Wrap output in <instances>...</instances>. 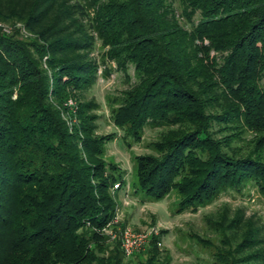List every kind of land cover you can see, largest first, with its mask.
<instances>
[{
	"label": "trees",
	"instance_id": "obj_1",
	"mask_svg": "<svg viewBox=\"0 0 264 264\" xmlns=\"http://www.w3.org/2000/svg\"><path fill=\"white\" fill-rule=\"evenodd\" d=\"M114 71L128 87L106 94L99 135L86 93ZM146 129L132 197L175 194L177 214L264 197V0H0V264H170L163 231L128 258L103 231L129 190L106 146ZM204 221L208 264H264L255 215Z\"/></svg>",
	"mask_w": 264,
	"mask_h": 264
},
{
	"label": "rangeland",
	"instance_id": "obj_2",
	"mask_svg": "<svg viewBox=\"0 0 264 264\" xmlns=\"http://www.w3.org/2000/svg\"><path fill=\"white\" fill-rule=\"evenodd\" d=\"M131 74V72H130ZM128 87L123 75L119 72H111L106 79H98L95 87L86 93L87 98H94L101 108L98 113L101 118L98 121L97 133L105 135L115 131L109 118L108 106L105 104V96L108 93H118ZM157 130L146 129L139 143H132L127 148L125 143L117 138L106 146V160L120 167L124 179L129 188L127 194H120L117 208L118 220L115 229L130 228L135 232H143L153 226H160V248L171 258L170 264H208L214 253V246L218 242L217 235L209 229L204 221L205 215L217 214L222 205L227 204L231 211L244 210L245 216L255 215L258 224L263 227L264 233V197L255 189L244 191L243 195L234 192L223 193L214 203L199 208L196 212L188 210L177 214V198L171 194L159 202H142L139 198L131 196V186L135 181L134 156L149 152L147 145L156 139ZM128 195V197H126ZM199 238L206 239L210 245L199 242ZM130 264V263H128ZM133 264V263H132Z\"/></svg>",
	"mask_w": 264,
	"mask_h": 264
},
{
	"label": "built area",
	"instance_id": "obj_3",
	"mask_svg": "<svg viewBox=\"0 0 264 264\" xmlns=\"http://www.w3.org/2000/svg\"><path fill=\"white\" fill-rule=\"evenodd\" d=\"M5 32H8L7 28H4ZM69 105H72L69 102ZM115 186L114 188H116ZM118 213V212H117ZM113 221V224H117L118 214ZM160 226H153L150 229L143 232H135L130 228H123L113 230L111 227L104 229V234L108 237L109 242H114L119 239L121 248L125 257H131L134 253L141 251L148 243L151 235H158Z\"/></svg>",
	"mask_w": 264,
	"mask_h": 264
}]
</instances>
